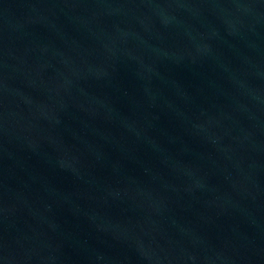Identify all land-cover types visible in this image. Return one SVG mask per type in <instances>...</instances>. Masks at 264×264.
<instances>
[{"label":"water","instance_id":"95a60500","mask_svg":"<svg viewBox=\"0 0 264 264\" xmlns=\"http://www.w3.org/2000/svg\"><path fill=\"white\" fill-rule=\"evenodd\" d=\"M0 264H264V0H0Z\"/></svg>","mask_w":264,"mask_h":264}]
</instances>
